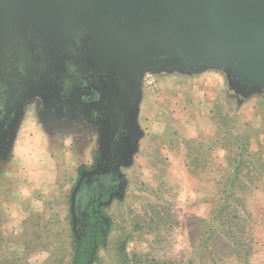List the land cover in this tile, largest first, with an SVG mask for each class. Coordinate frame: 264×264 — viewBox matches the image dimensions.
<instances>
[{
    "label": "rangeland",
    "instance_id": "rangeland-1",
    "mask_svg": "<svg viewBox=\"0 0 264 264\" xmlns=\"http://www.w3.org/2000/svg\"><path fill=\"white\" fill-rule=\"evenodd\" d=\"M51 3L11 0L0 25V264H72L91 231L94 264H264L263 102L237 109L233 90L204 87L225 84L220 72H139L127 114L144 136L112 167L117 87L91 28L49 38L28 23L16 35L25 8Z\"/></svg>",
    "mask_w": 264,
    "mask_h": 264
},
{
    "label": "water",
    "instance_id": "water-1",
    "mask_svg": "<svg viewBox=\"0 0 264 264\" xmlns=\"http://www.w3.org/2000/svg\"><path fill=\"white\" fill-rule=\"evenodd\" d=\"M49 1L50 6L24 9L26 16L16 35L28 23H36L38 34L49 38L53 28L66 37L76 29L91 28L93 41L99 42L96 46L112 67L114 85L128 105L139 89L137 74L144 70L190 75L215 66L229 68L234 79L248 85L264 84V0H143L142 6L128 0L133 9L122 6L124 0H71L67 7L63 0ZM9 2L0 0L1 26L9 27L13 21L11 9H4ZM63 11L64 18L56 19ZM160 49L166 57L161 61L169 63L140 71L145 57ZM128 116L126 112V127Z\"/></svg>",
    "mask_w": 264,
    "mask_h": 264
},
{
    "label": "crops",
    "instance_id": "crops-1",
    "mask_svg": "<svg viewBox=\"0 0 264 264\" xmlns=\"http://www.w3.org/2000/svg\"><path fill=\"white\" fill-rule=\"evenodd\" d=\"M217 72H220L223 75L225 84H222V85H220L221 87H219V85H217V83H213L214 80H212V81H209L210 85L205 84L204 87L215 88V89L218 88V90L219 89L220 90H222V89L233 90V97H236L235 99H237V109H242L247 102H249V104H250L251 101H253V100H260L263 102L262 104H264V84H257V86H252V85H248L244 81L241 82L240 80L234 79L232 77L234 72L232 70H230L229 68L209 66V67H205L199 71H196L190 75L191 76H199V75L207 76V75H209V73L214 74ZM190 75L187 74V76H190ZM251 87L254 90H248ZM236 89H238V91ZM222 95H224V94H222ZM214 104H216V103H214ZM257 110L259 112L260 109L257 108ZM259 115H260L259 117H260L261 122H262L264 120V109H262V111L259 112ZM128 118H129V124L127 125V127L126 126L125 127H126V130L129 132V135H127V138L123 141V143L126 145V142H130V144L134 147L136 145L134 143V141H137L139 139V137L142 138L144 136V131L141 130L139 127L136 128L137 123H136L134 117L132 118V120L130 119L129 116H128ZM241 123L243 125H249L250 121L249 120H241ZM240 134L241 133L237 132V133H234V136L238 137V136H240ZM255 136H256V134H255ZM255 136H254V138L256 139ZM257 148H258V150H260L259 146Z\"/></svg>",
    "mask_w": 264,
    "mask_h": 264
},
{
    "label": "flooded vegetation",
    "instance_id": "flooded-vegetation-1",
    "mask_svg": "<svg viewBox=\"0 0 264 264\" xmlns=\"http://www.w3.org/2000/svg\"><path fill=\"white\" fill-rule=\"evenodd\" d=\"M121 97V91L118 89L112 95V98L108 104V128L112 147V157L110 165L113 167L120 161L121 151L124 149L125 144L123 141L129 135V132L125 129V113L127 112V103L123 102ZM54 118V116H53ZM19 120V115L12 116L9 119V123L5 125L8 131L12 124ZM11 124V125H10ZM10 125V126H9ZM10 132V130H9ZM9 132L7 134L9 135ZM102 187V185H100ZM101 194V193H99ZM92 196L90 195V198ZM88 209V208H87ZM87 211V210H86Z\"/></svg>",
    "mask_w": 264,
    "mask_h": 264
},
{
    "label": "trees",
    "instance_id": "trees-1",
    "mask_svg": "<svg viewBox=\"0 0 264 264\" xmlns=\"http://www.w3.org/2000/svg\"><path fill=\"white\" fill-rule=\"evenodd\" d=\"M103 198L104 196L98 193L95 196V198H92L90 201H88L87 211L89 213L90 221L92 223L101 222L99 218V214L97 213L98 210L96 208H97V202H99L100 200H104ZM94 234L95 232L91 231L80 242L76 243L75 246L76 257L72 264H94L93 263L95 256L94 254L96 248L95 239H94L96 235Z\"/></svg>",
    "mask_w": 264,
    "mask_h": 264
}]
</instances>
